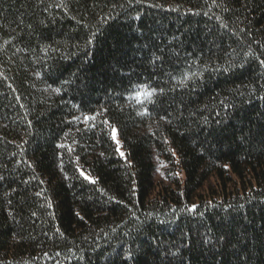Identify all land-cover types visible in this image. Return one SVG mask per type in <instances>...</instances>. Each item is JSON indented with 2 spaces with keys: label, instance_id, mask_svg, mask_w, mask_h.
Segmentation results:
<instances>
[{
  "label": "trees",
  "instance_id": "trees-1",
  "mask_svg": "<svg viewBox=\"0 0 264 264\" xmlns=\"http://www.w3.org/2000/svg\"><path fill=\"white\" fill-rule=\"evenodd\" d=\"M261 61L264 0H0V264H264Z\"/></svg>",
  "mask_w": 264,
  "mask_h": 264
},
{
  "label": "snow or ice",
  "instance_id": "snow-or-ice-1",
  "mask_svg": "<svg viewBox=\"0 0 264 264\" xmlns=\"http://www.w3.org/2000/svg\"><path fill=\"white\" fill-rule=\"evenodd\" d=\"M262 64H264V61H261ZM54 91H59V89H54ZM155 90L154 89H148L147 86L144 87L143 90L141 91H138L136 93V96L134 97V99H136L138 102L140 103H143V100L141 99V97L145 98V99H148L149 101L151 100V97L153 96ZM144 114H147V113H142V115ZM75 119H79L78 117L75 118ZM95 117H88V116H85L84 117V120L85 121H88V120H94ZM107 123V122H105ZM113 139H115V129H113ZM117 151H119V149L117 148ZM121 156H123V153H121ZM81 175L84 176V173L81 171ZM85 179H90L89 177L87 176H84ZM92 183H95V181H90ZM195 206H193L194 208Z\"/></svg>",
  "mask_w": 264,
  "mask_h": 264
},
{
  "label": "rangeland",
  "instance_id": "rangeland-1",
  "mask_svg": "<svg viewBox=\"0 0 264 264\" xmlns=\"http://www.w3.org/2000/svg\"><path fill=\"white\" fill-rule=\"evenodd\" d=\"M157 163V175L161 176L162 175V171L165 169V164L161 161L158 162V160H156Z\"/></svg>",
  "mask_w": 264,
  "mask_h": 264
}]
</instances>
